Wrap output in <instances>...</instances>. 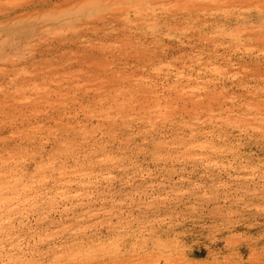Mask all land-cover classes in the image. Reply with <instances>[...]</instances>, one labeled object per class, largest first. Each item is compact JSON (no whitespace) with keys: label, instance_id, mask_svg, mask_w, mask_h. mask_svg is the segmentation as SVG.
<instances>
[{"label":"rangeland","instance_id":"1","mask_svg":"<svg viewBox=\"0 0 264 264\" xmlns=\"http://www.w3.org/2000/svg\"><path fill=\"white\" fill-rule=\"evenodd\" d=\"M0 264H264V0H0Z\"/></svg>","mask_w":264,"mask_h":264}]
</instances>
